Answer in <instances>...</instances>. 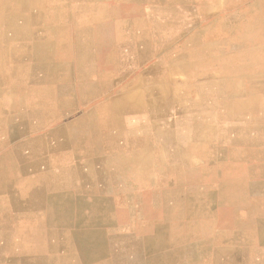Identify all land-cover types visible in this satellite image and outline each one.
I'll return each instance as SVG.
<instances>
[{
  "label": "crops",
  "instance_id": "obj_1",
  "mask_svg": "<svg viewBox=\"0 0 264 264\" xmlns=\"http://www.w3.org/2000/svg\"><path fill=\"white\" fill-rule=\"evenodd\" d=\"M18 3L0 208L25 228L0 264H264V0Z\"/></svg>",
  "mask_w": 264,
  "mask_h": 264
},
{
  "label": "bare ground",
  "instance_id": "obj_2",
  "mask_svg": "<svg viewBox=\"0 0 264 264\" xmlns=\"http://www.w3.org/2000/svg\"><path fill=\"white\" fill-rule=\"evenodd\" d=\"M25 0H19V5L23 3ZM39 2V1H38ZM37 2V3H38ZM35 4V2H34ZM40 4V3H39ZM24 9V8H23ZM124 23V22H123ZM81 29V28H80ZM120 38V37H119ZM60 70V69H59ZM57 71V70H56ZM63 71V70H62ZM61 71V72H62ZM3 77V75H2ZM32 79V78H31ZM37 79V78H36ZM42 81V80H41ZM61 87V86H60ZM202 91V90H201ZM148 92V90H147ZM130 93V92H129ZM180 93V92H178ZM182 93V92H181ZM186 93V92H185ZM18 95V94H17ZM173 95V93H172ZM11 96V95H10ZM184 96V95H183ZM53 97V96H52ZM71 97V96H70ZM168 97V96H167ZM180 97V96H179ZM27 98V97H26ZM67 98V97H66ZM109 98V97H108ZM112 98V97H111ZM181 98V97H180ZM24 99V98H23ZM52 99V98H51ZM162 99V98H160ZM118 100V98H117ZM148 100V99H147ZM168 100V99H167ZM180 100V99H179ZM148 102V101H147ZM174 102V101H173ZM180 103V102H179ZM56 104V103H55ZM113 104V103H112ZM183 104V103H182ZM112 106V105H111ZM176 106V105H175ZM9 107V106H8ZM167 108V107H166ZM4 109V108H3ZM185 108H182V110ZM110 110V108H109ZM181 110V111H182ZM115 111V110H114ZM168 111V110H167ZM160 112V111H159ZM1 114V113H0ZM16 114V113H15ZM84 114V113H83ZM7 116V115H6ZM109 116V115H108ZM16 117V116H15ZM83 117V116H82ZM90 117V116H89ZM112 117V116H111ZM188 117V116H187ZM81 118V117H80ZM101 118V117H100ZM194 118V117H193ZM13 119V118H12ZM16 119V118H15ZM10 121V120H9ZM109 121H112L110 119ZM101 122V121H100ZM29 123V122H28ZM67 125V124H66ZM94 125V124H93ZM97 125V124H96ZM21 126V125H20ZM144 126V125H143ZM149 126V125H148ZM4 127V126H3ZM180 127V126H179ZM22 128V127H21ZM65 128V129H64ZM95 128V127H94ZM97 128V127H96ZM151 128V127H150ZM29 129V127H28ZM186 129V128H185ZM25 130V129H24ZM33 130V129H32ZM31 130V131H32ZM67 130V126L60 129V131ZM163 130V129H162ZM27 131V130H26ZM29 131V130H28ZM160 131V130H159ZM215 131V130H214ZM30 132V131H29ZM79 132V131H78ZM138 143V142H137ZM84 145V144H83ZM161 146V145H160ZM18 148V147H17ZM12 152V151H11ZM75 152V151H74ZM2 153V152H1ZM13 154V153H11ZM3 155V154H2ZM13 156V155H12ZM2 159V158H1ZM44 160V159H43ZM112 163V162H111ZM23 164V163H22ZM5 165V164H4ZM3 165V166H4ZM19 166V165H18ZM25 169V168H24ZM42 169V168H41ZM5 170V169H4ZM21 170V169H20ZM43 170V169H42ZM5 172V171H4ZM42 172V171H41ZM116 172V171H115ZM5 174V173H4ZM65 174V173H64ZM43 176V175H42ZM161 176V175H160ZM10 178V177H9ZM13 178V177H11ZM6 179V178H5ZM14 179V178H13ZM36 179V178H35ZM34 179V180H35ZM42 179V178H41ZM9 180V179H8ZM4 181V180H3ZM31 182V181H30ZM29 184V183H28ZM43 184V183H42ZM6 185V184H5ZM40 185V184H39ZM27 187V186H26ZM40 187V186H39ZM19 188V187H17ZM1 190V189H0ZM7 190V188H6ZM31 190V189H30ZM29 190V191H30ZM28 191V190H27ZM4 192V191H3ZM140 192V191H139ZM22 193V192H21ZM16 195V194H15ZM40 195V194H39ZM36 197V196H35ZM33 200V199H32ZM39 200V199H38ZM20 201V200H19ZM14 202V201H13ZM21 202V201H20ZM31 202V201H29ZM28 202V203H29ZM37 203V202H36ZM35 203V204H36ZM3 204V203H2ZM1 204L0 208V251H4L5 246L14 244V238H18L20 240L22 228H25L21 222V219L11 217L7 212V209L4 208V205ZM15 204V203H14ZM17 204V203H16ZM30 205V204H29ZM12 206V205H11ZM20 211V210H19ZM32 228V227H31ZM24 231V230H23ZM199 233V232H198ZM201 233V232H200ZM16 244V243H15ZM250 249V248H249ZM3 255V254H2ZM1 256V255H0ZM12 259V258H11ZM21 259V258H20ZM25 259V258H24ZM3 260V259H2ZM18 260V259H17ZM7 262V260H6ZM9 263V262H8ZM13 263V262H12ZM15 263V262H14ZM24 263V262H23ZM30 263V262H29Z\"/></svg>",
  "mask_w": 264,
  "mask_h": 264
},
{
  "label": "rangeland",
  "instance_id": "obj_3",
  "mask_svg": "<svg viewBox=\"0 0 264 264\" xmlns=\"http://www.w3.org/2000/svg\"><path fill=\"white\" fill-rule=\"evenodd\" d=\"M108 6L112 7L114 9V12L108 13L109 16L107 17L106 20L107 21L108 20L109 21L112 20L113 24H115V20H116L117 16H121L122 15L123 18H124L125 28H127V30L130 32L131 31V22H132L131 18L136 14L134 6L131 5L128 2H124L122 5H120L119 3H116L114 1L108 2ZM99 16H101V15H99ZM99 16H97V17H99ZM102 20H104V19H102ZM126 26H128V27H126ZM112 31L114 33V38H115V36H116V28L112 27ZM112 46L114 47L115 44H112ZM99 56H100V54H99ZM94 63L96 65V67L100 68V69L101 68H110V67L114 68L115 65H116V60H115L114 57H112L111 59L110 58L107 59L105 56H102V57H98V59L95 60ZM253 247L255 248L254 244H253ZM257 255H258V258H260L261 255L264 256V253H263V251H261V252L258 251Z\"/></svg>",
  "mask_w": 264,
  "mask_h": 264
}]
</instances>
